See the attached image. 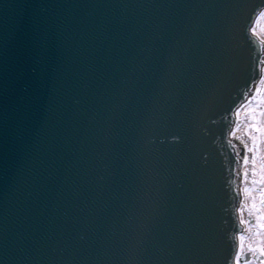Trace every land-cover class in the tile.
I'll return each mask as SVG.
<instances>
[{"label":"water","instance_id":"1","mask_svg":"<svg viewBox=\"0 0 264 264\" xmlns=\"http://www.w3.org/2000/svg\"><path fill=\"white\" fill-rule=\"evenodd\" d=\"M259 3L0 0V264H220L237 248L235 116L219 143L194 137L261 75L264 44L240 32ZM173 133L186 143L160 142Z\"/></svg>","mask_w":264,"mask_h":264},{"label":"snow or ice","instance_id":"2","mask_svg":"<svg viewBox=\"0 0 264 264\" xmlns=\"http://www.w3.org/2000/svg\"><path fill=\"white\" fill-rule=\"evenodd\" d=\"M262 19H264V0H260V3L254 6L251 15H249L246 19H243L240 23V32L245 43H247L250 34L251 37L260 39L261 43L264 44V29H261L258 32L256 27L257 23ZM260 63L264 64V60H262ZM260 73L261 77L258 81V84L264 85V67L260 68ZM242 81L245 84H248L247 80L243 79ZM239 86L240 83L237 84L235 88ZM250 91H252V98L249 99L246 97L247 103L239 105V108L248 109L247 116L249 118L248 136L250 144L245 143L243 146V162L244 165L251 164V173L254 177L252 184L260 185L258 189V202L256 196H251L253 202L251 208L249 209V213H259V215L255 217L254 227L259 229V231L256 232V235L262 238L260 239L257 246H249V251L254 255L258 254V256L262 258L259 260V264H264V88L258 87L257 83L253 81ZM239 108L234 110L232 103L230 102L224 106V101L222 99H218L214 105L204 108L202 118H205L207 123L199 126V134L198 136L194 137V139H197L201 143L210 142L211 146H213L214 143H219L216 137L217 135H223V129H220L219 133H217L213 126L218 125L225 118V113L227 112H232L234 116L239 117ZM210 112L213 113V115L209 116L208 113ZM238 127L239 125L237 124V128L232 129L229 135L235 136ZM152 142L154 143L155 140ZM160 142H167L172 145H184L186 143V137L181 133H173L165 139H162ZM229 143H231V141H229ZM233 148H235V145H233ZM249 154H251V158L249 157ZM237 155H239V153H237ZM200 160L202 165L207 167L209 162V155L207 151H204L200 154ZM221 171L222 168L219 167V174ZM243 175L245 181H247L248 171H245ZM254 191H257V189L245 188V196H250V194ZM241 223H245V221L242 220ZM239 239L241 241L239 247L235 248L231 254L226 252V254L222 256L220 264H241L242 256L244 257V264H255L254 259L250 258L244 253V237L240 236Z\"/></svg>","mask_w":264,"mask_h":264},{"label":"rangeland","instance_id":"3","mask_svg":"<svg viewBox=\"0 0 264 264\" xmlns=\"http://www.w3.org/2000/svg\"><path fill=\"white\" fill-rule=\"evenodd\" d=\"M261 29H264V22L261 23V20H260L257 23V31L259 32ZM257 86L264 88L263 85H259L258 83H257ZM253 106H254V104H253ZM247 112H248V110L239 115V117L237 119V124L239 125L238 131L236 132V135L233 136V137H234V139H243V141L245 143H249L250 144V140H249V136H248L249 118L247 116ZM249 157L251 158V154L249 155ZM245 171L246 170L241 172V178H240L241 185L244 187V189L245 188H250V189L251 188H256L257 189V191L252 192L250 194V196H248V197H246L245 193H244L245 203L248 202V203L252 204L253 201L251 199V196H256L257 197V202H258V199H259L258 187H259V185H253L252 184V180H253L254 177L252 176V173H251V164H249V167L247 169V171H248L247 181H245L244 175H243Z\"/></svg>","mask_w":264,"mask_h":264},{"label":"flooded vegetation","instance_id":"4","mask_svg":"<svg viewBox=\"0 0 264 264\" xmlns=\"http://www.w3.org/2000/svg\"><path fill=\"white\" fill-rule=\"evenodd\" d=\"M263 22H264V21H263ZM263 87H264V85H263ZM259 187H260V185H259ZM259 187H258V189H259ZM258 192H259V191H258ZM251 205H252V204L249 203L248 206H247V208H246V209H247L248 222H249V224H250L251 226H250L249 229L243 234V237H244V240H243L244 253L247 254V255H249L250 258H253L255 264H259V260L262 259V258L259 257L258 254H255V255H254L253 253H251V252L249 251V246H253V247L257 246V245L259 244L260 239L262 238V237H258V236L256 235V232L259 231V229H256V228L254 227L255 217H256L257 215H259V213L256 212V213L250 214V213H249V209L251 208Z\"/></svg>","mask_w":264,"mask_h":264},{"label":"bare ground","instance_id":"5","mask_svg":"<svg viewBox=\"0 0 264 264\" xmlns=\"http://www.w3.org/2000/svg\"><path fill=\"white\" fill-rule=\"evenodd\" d=\"M252 98V95H250L249 96V99H251ZM247 103V100L246 101H244L242 104H246ZM248 109L247 108H240V110H239V112H240V114H242V113H244L245 111H247ZM237 128V127H236ZM237 131H238V129H237ZM236 131V132H237Z\"/></svg>","mask_w":264,"mask_h":264}]
</instances>
